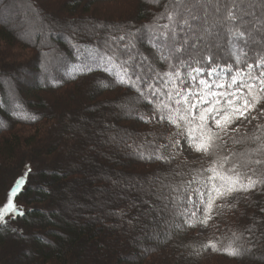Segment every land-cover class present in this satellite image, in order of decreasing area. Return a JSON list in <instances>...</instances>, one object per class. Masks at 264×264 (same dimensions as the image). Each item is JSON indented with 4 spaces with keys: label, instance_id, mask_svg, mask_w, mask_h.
Returning a JSON list of instances; mask_svg holds the SVG:
<instances>
[{
    "label": "rangeland",
    "instance_id": "374dc122",
    "mask_svg": "<svg viewBox=\"0 0 264 264\" xmlns=\"http://www.w3.org/2000/svg\"><path fill=\"white\" fill-rule=\"evenodd\" d=\"M73 1L0 0V27L2 26V29L8 27L14 33V40L19 45L8 47L3 42L5 40L0 38V84L5 94H8L10 106L17 98L24 96V90L32 89L34 85H38V82L44 81V83L52 84V82H49L52 76L62 72L61 67L67 62L65 54L60 50L61 44L69 47L71 45V48L75 49L77 48L76 41L79 36L90 43V57L96 53L98 47L102 48L104 46L112 50L124 49L123 45L132 40L134 47L127 51L123 50L127 58L131 60L134 57L135 59L132 60L134 64H143V70L146 72H149L150 69L156 70L152 67V63H154L155 57L161 60V52L153 49L152 41L149 39L150 32L145 31L143 33L145 42L144 39L139 40V31L137 32L136 28H131L130 20L135 19L139 0H89V5L86 3L84 7L82 6V9L70 13L68 5ZM147 1L150 3L147 2V4L152 6L149 7L150 11L148 13L156 15V17L165 12L166 5L169 13L172 12L174 7V4L171 3L172 0ZM184 4L187 7L190 4H196V0H184ZM225 4L229 8H232L235 4V10L239 15L245 14L241 16L243 19H247L248 24L240 28L241 31L246 28L250 36L247 52H245L247 55H244L245 58L241 56L242 61L247 58L257 59L264 56V0H200V3L193 8V12L200 17L207 14V21L211 24L217 17L225 15ZM87 5L89 8L85 11ZM156 5H161L162 11ZM217 5L220 6L219 12L216 10ZM244 9L246 12H243ZM159 21L168 20L165 16ZM191 23L196 24L197 22L192 21ZM128 33H133V36H129ZM120 36H124L125 40L117 47L113 38L118 40ZM221 36L222 47L220 48L216 47L217 41L214 38L209 39L211 51L217 58L230 56L229 52L233 50L229 45L230 36L226 29ZM182 38L183 33H181ZM189 38L191 43L196 42L192 33L189 34ZM238 45L244 46L243 40ZM207 53V50L202 49L199 56ZM229 58L225 59L233 68L237 67L236 56ZM256 61L247 62L255 63ZM162 65L166 66L167 63L164 62ZM36 67L39 72L35 71ZM254 71H258V69H254ZM100 79L102 78L96 76L95 73L89 74L77 82L66 84L65 89L61 86L53 87L51 85L52 89L56 90L49 93L51 95L49 97H47L48 92H41L40 95L44 98L43 100L47 101L46 105L48 107L54 105V109L59 114L58 117L62 115L63 124L65 122L69 124L63 136L66 138V145L73 148L72 141L75 140L78 142L77 146L80 147L76 152L90 156V158H85V166L80 162L81 159L74 158L75 163L68 168L69 172L85 169L82 171H85L89 176L86 182H92V186H97L93 191L84 192L86 197L83 198V205L79 212L86 216L91 215L88 220L85 219V222L90 221L100 227L103 221L115 218L113 227L102 235L100 233L96 234L97 240L95 239L93 244H89L85 251V256L88 259L86 264H96V261L97 264L99 262H102L99 264H113L117 257L124 255L135 254L139 257L144 252L156 253L158 246L165 244L163 241L167 238V233L174 230L180 222V216L175 215L178 212V207L173 203H169L166 199L158 198L161 194L164 197L174 194L170 188H161V185L179 186L181 184L182 181L179 182L180 178L176 173L183 172V168L178 165L182 160L191 162L200 168L210 165V162H208L210 157L193 151L188 146L186 136L181 138V145L178 148L165 151L166 155L171 151L178 153L168 163L153 159L148 161L147 158H141V153L146 156L148 152L153 151V148L149 146L136 147L132 145L135 139L139 143L140 141L152 142L159 146L167 144L169 142L167 137L171 136L176 129L170 124L167 125L165 121L157 122L156 119H151L149 122H144V120L139 119L138 117L141 115L146 118L151 117L154 111L150 110L145 114L136 112L140 100L135 96L142 99L140 94H130L127 90L113 84L98 88L96 84L98 83L101 86ZM60 88L63 89L61 96L57 95ZM57 97H60V102L55 100ZM70 100L75 101L76 104L70 106ZM129 108L134 110L129 111ZM261 108H264V102L257 105L256 110H253L247 119H237L230 127H239L241 133H247L251 136L255 132L256 125L264 126V117L251 118L256 116ZM51 110L49 109L48 112ZM5 111L9 112V109ZM45 112L47 113V110ZM1 116L0 128H3L6 119H2ZM67 126L66 124L65 128ZM35 129L36 127L25 125L24 129H18V131L31 133ZM122 129L126 132L121 136ZM9 133V130H4L1 143H7L5 137ZM128 136H131L134 140L131 142L126 141L127 144L125 145L123 141ZM225 140L227 141L225 147L228 151L237 153L239 149H242L239 151L243 154L249 153L253 159L258 155L250 151L257 147L258 142L252 144L251 140H247L239 144H233L232 139L225 137ZM90 146L98 149V153L92 156L89 155L88 148ZM141 148H147L148 150L143 151L140 150ZM13 152L14 150L10 153ZM25 154L24 156L20 155L21 158L19 154H12V157L5 159L9 162L11 158H16L11 160L14 161L10 163L11 165H6L8 167L6 172H0V196L4 192L7 183L10 182V177L21 173L24 164L29 163V160H26L28 154ZM57 154L61 155L60 152ZM72 166L74 167L71 168ZM11 168L13 169L10 171ZM45 169H48V167H45ZM61 169L67 168L63 166ZM37 186H40V184L34 175L31 177L28 187L36 188ZM200 186L199 183H193L192 185L193 188ZM81 195L83 196V194ZM58 198V195H54L46 202L38 204L34 201V203L35 206L41 205L43 208L51 209L57 205L55 203H61ZM193 199L199 203V199L195 194H193ZM60 200L65 199L60 198ZM130 201L132 213L135 214L137 219L133 215L129 217L111 215L115 208L117 209L123 203L128 204ZM17 202L14 199V203L17 206L20 205ZM166 204L167 207H165ZM19 208L22 209V207ZM72 209L68 207V212L70 213ZM93 213H95V217L92 215ZM203 214V206H201L196 218L203 217ZM118 215L120 214L118 213ZM92 216L95 218L94 220H92ZM243 216L240 213L232 216L231 211L225 206L220 209V213L213 215L207 227L199 223L196 226L195 234L205 238L212 237L220 242L223 240L222 235L225 227L228 224L244 221ZM145 224L146 230L143 228ZM30 237H33V235H30ZM4 239L5 241L0 245V264H19L18 260L21 256L27 254L28 242L24 239L19 241L12 235L6 236ZM253 241L254 239H247L248 252L250 254L260 253L257 262L264 263V249H262L264 248V242L257 245V242ZM85 242L87 244V241ZM217 253V251L209 248L205 255L201 256L200 264H221L220 254ZM78 255V253H73L72 258L74 259ZM245 261H247V264H253L252 260L246 259Z\"/></svg>",
    "mask_w": 264,
    "mask_h": 264
},
{
    "label": "trees",
    "instance_id": "16d2710c",
    "mask_svg": "<svg viewBox=\"0 0 264 264\" xmlns=\"http://www.w3.org/2000/svg\"><path fill=\"white\" fill-rule=\"evenodd\" d=\"M88 1L89 0H74L68 5V11L70 13L78 11L82 9V6L84 7L86 3L89 5L90 2ZM139 1L136 14L134 16L135 19H131L130 23L132 24L131 28H136L137 32L139 31L140 36L142 35L143 38H139V40L141 39L142 41V39H144L146 42L143 33L145 31H149V27L162 25L164 23L166 24L169 21L160 22L159 20H156V15L148 13L150 11L149 7H152L149 6V1ZM147 2L149 4H147ZM173 2L174 1L172 0L171 3L174 4ZM88 5L85 7V11L89 8ZM156 7L162 11L161 5H156ZM79 37L76 41L77 48L75 49H72L71 45L69 47L61 44L60 50L63 54H65L67 62L62 65V72L52 76L49 81L52 82V84L44 83V81L38 82V85H34L32 89L29 88L24 90V96L17 98L11 106L9 104L8 94H5V91L0 84V90H2L0 91V116L2 115V119H6L5 126L0 128V172H6L8 169L6 165L14 162L11 160L16 158H11L9 162L5 160L12 157V154L24 156L26 155L25 153H27L28 157L26 160H29L30 163L24 164L21 173L10 177V182L7 183L4 188V192L0 196V206H3V204L6 203L8 194L15 182L21 177L24 178L25 183L21 187L18 195L14 198L15 201H18L17 203L20 204L18 207H22L21 210L24 214L22 216H16L15 218L6 216V222L0 223V245H2L5 241L4 238L10 235L14 236L19 241L24 239L28 242L29 249L26 252L27 254L21 256L20 259L18 258L19 264H86L88 263V259L85 256V251L89 244H93L95 239L97 240L96 234L98 235L100 233V235H102L104 232L110 230L109 228H112L114 224L115 218H111L103 221L100 227H98V225L91 223L90 221L85 222V219L88 220L91 215L88 214V216H86L79 212L81 206L83 205V198L86 197L84 192L93 191L97 188V186H92V182H86L89 179V176L85 171H82L85 169L69 172L68 168L70 165L75 163L74 158L81 159L80 162L83 163V166H85V158H90V156L76 152L80 147L77 146L78 142L75 140L72 141L74 146L73 148L66 145V138L63 136L65 129H68L69 124L65 122L68 125L65 128L66 124H63L61 120L62 115L58 117L59 114L54 109V105H50L48 107L46 105L47 101L43 100L44 98L40 96L41 92H48L47 97L51 96L49 93L56 90L52 89L51 85L53 87L61 86L65 89L66 84L74 81L77 82L82 77L93 73L102 78L100 79L102 82H100L101 86H99L98 83L96 84L98 88L113 84L114 86L127 90L130 94L136 93L139 95V92L135 88L115 82L118 68H112L110 65L106 66L97 59L98 57L116 54L119 60H130L124 53V49L112 50L111 48H106L104 46L102 48L98 47L96 53L92 54L90 57V43L84 41L82 36ZM0 38L5 40L3 42L8 47L19 46L14 40V33L8 27L3 29L2 26L0 27ZM236 48L238 50H243L241 56H244L243 53L247 52V48H244V46H239L237 44ZM153 49L156 48L153 47ZM35 53L37 54V51ZM207 56L208 53L200 57ZM233 56L235 55L233 54ZM229 57L230 56L228 55L224 58H217L214 55L215 60L221 65H229V62L225 59ZM257 59L247 58L244 60L254 62ZM163 63L164 61L155 57L154 63H152L153 66H151L156 69V71L164 72L167 71L168 68L167 65H162ZM132 64H134V61H132ZM235 68L236 67H234L233 70ZM35 71H38L37 67ZM136 71L140 72L141 69L136 68ZM143 72L146 71L143 70ZM62 90L60 88V92L57 95L61 96L60 94L62 93ZM135 97L140 100L137 107L138 110L136 112L145 114L150 110H154L153 104L148 103L146 99H140L138 96ZM59 98L60 97H57L55 100L59 101ZM70 102V106H72V104H76L75 101L70 100ZM6 109H9V112L5 111ZM49 109L52 110L48 112ZM46 110L47 113L45 112ZM33 117H35V119H33ZM165 122L167 125L169 124L167 120H165ZM25 125L36 127V129L31 133L19 132L18 129H24ZM4 130L10 131V133L5 137V141L7 143H1L2 133ZM125 132L126 130L122 129L120 132L121 136ZM133 140L134 138L128 136L126 137V140L123 141V144L126 145V141L131 142ZM150 143L154 144L152 142L142 141L139 143L135 139L132 145H135L136 147H144L149 146ZM255 143L257 142L252 141V144ZM154 145L157 146L156 144ZM13 150L14 152L11 154L10 152ZM140 150L145 151L148 149L141 148ZM239 150L236 153L237 156L234 158H243V153ZM59 152L61 155L57 154ZM88 153L91 156L95 155L98 153V149L90 146L88 148ZM3 154L4 156H2ZM208 162H210V160H208ZM178 165L183 168L182 173H185L183 176L177 175L180 178H178L179 182L180 180L182 182L192 180L196 175L197 170L201 169L200 167L193 165V163L184 160H182V162ZM63 166L67 169H61ZM209 166L210 165L205 167V169ZM45 167L50 169H45ZM73 167L74 166L71 168ZM86 168H88V166H86ZM12 169L13 168H11L10 171ZM34 175L40 186L30 188L28 187V184L31 177ZM207 175L208 174L205 173L204 177ZM81 194H83V196ZM54 195H58V201H61V203H55L57 204L55 207L53 206L51 209H47L43 208L41 205L35 206L34 201L38 202V204L40 202H46ZM186 195L187 194H185V196ZM234 195L236 199L232 200V198H230V200L232 204L236 205L235 208H232L231 205H226V207L231 211L232 216L239 213L244 215V221L228 224L222 235L223 240L217 244V247L223 249L226 248L230 242H233V246L240 245L242 243L241 245L244 248L249 249L247 244V239L250 235L249 229H251L252 239H254L253 242H257V245L258 243L264 242V211H261V209H264V190H252L248 193H236ZM60 198H64L65 200H60ZM130 204L131 201L128 204L123 203L121 206H118L117 209L115 208V211L113 210L111 215L114 214L115 217H129L130 215H133V210ZM68 207L73 208L70 213L68 212ZM182 210V208H178V212ZM107 212L109 213V211ZM218 212L220 213V210H218ZM118 213L120 215H118ZM92 215L95 217V213ZM93 216L92 220L95 219ZM133 216L136 218L135 214ZM201 219H203V217L200 219L193 218L191 223L195 224V226L189 227L184 222L185 217L180 216L178 226L175 227L174 230L169 231L167 233V238L163 241L166 245L164 244L162 246H158L156 253L144 252L139 257L135 256V254L130 256L124 255L117 257L113 264H200L201 256L205 255V252L210 248L206 247L208 241H217L212 237L205 238L195 234L196 226L199 225L198 221ZM143 228L146 230V224ZM234 234L235 236H239V240L242 241H236ZM30 235H33V237H30ZM28 238L29 240H27ZM85 241H87V244ZM134 246L136 247V245ZM165 251L166 253H164ZM217 252V254H220V260H222L221 264H247V261H245L246 259H249L250 261L252 260L253 264H264L257 262L259 261L258 256L261 255L260 253L250 254L249 252H245L241 257L233 258L225 255L222 250H218ZM73 253H78V257L73 259Z\"/></svg>",
    "mask_w": 264,
    "mask_h": 264
},
{
    "label": "snow or ice",
    "instance_id": "6c2138e0",
    "mask_svg": "<svg viewBox=\"0 0 264 264\" xmlns=\"http://www.w3.org/2000/svg\"><path fill=\"white\" fill-rule=\"evenodd\" d=\"M199 3L200 0H196V4L185 7L184 0H174L171 13L168 12L166 5L165 12L156 17V20H160L166 16L169 22L148 29L152 46L161 52V60L167 63V71L150 69L147 73L143 72V64H132L134 57L131 60H119L118 56L113 54L97 58L106 66L118 68L116 83L135 88L140 97L153 104V115L148 118L141 115L139 119L144 122L151 119H156L157 122L167 120L176 129L167 137L169 141L167 144L149 145L153 151L148 152L146 156L141 153V158L168 163L178 153L171 151L166 155L165 151L178 148L181 145V138L185 136L188 146L193 151L211 158L210 166L198 169L192 180L183 181L179 186L161 185V188H170L174 194L168 197L161 194L158 198L166 199L169 203L182 208L183 210L176 212L175 215L184 216V222L189 227L195 226L191 220L197 217L201 206L204 215L198 222L207 227L213 215L218 214V210L226 205L235 208L236 205L230 200L236 199L234 194L264 190V126L256 125L251 136L241 133L239 127H230L237 119H247L253 110H256L257 105L264 102V56L255 63L242 61L243 50H238L236 45L243 40L244 48H247L250 36L246 28L240 30L245 22L235 10V4L232 8L225 4V15L217 17L209 24L207 14L200 17L193 12V8ZM216 10L220 11L219 5ZM192 21L197 23L193 24ZM225 29L231 37L229 45L236 56L235 70L230 64L222 67L215 60L209 45V39L214 38L217 41L216 47H222L221 34ZM190 33L193 34L195 43L190 42ZM128 35L133 36V33ZM139 38H143L142 35ZM113 39L119 47L125 37ZM123 47L126 51L130 50L134 43L129 40ZM202 49L208 51L207 57L199 56ZM136 68H140L141 71L137 72ZM109 72L111 74L110 69ZM258 117H264V108L251 118ZM225 137L232 139L233 144L247 140L258 142L257 147L250 150L258 154L257 157L253 159L249 153H245L242 154L243 158H234L237 154L227 150ZM205 173L208 174L206 177ZM176 174L185 175L182 172ZM24 183L23 177L18 179L11 188L6 203L0 206V223L6 222V216L15 218L24 214L14 203V198ZM193 183H199L201 186L193 188ZM193 194L198 197L199 203L193 199ZM249 232L251 240V229ZM239 239V236H235L236 241ZM218 243L219 241L210 240L206 247L212 248L213 251L222 250L225 255L233 258H239L249 251L242 245L233 246V242L220 249L217 247Z\"/></svg>",
    "mask_w": 264,
    "mask_h": 264
},
{
    "label": "bare ground",
    "instance_id": "6f19581e",
    "mask_svg": "<svg viewBox=\"0 0 264 264\" xmlns=\"http://www.w3.org/2000/svg\"><path fill=\"white\" fill-rule=\"evenodd\" d=\"M243 12H246V10L244 9L243 10ZM240 15H245V14H240ZM244 20V22H245V24L244 25H247L248 23H247V19H243ZM230 39H231V37H230ZM230 58L233 56V50H231L230 52ZM243 57H245V56H243ZM229 58V59H230ZM227 61V60H226ZM204 215V214H203ZM200 218H202V217H200ZM200 218H198V219H200Z\"/></svg>",
    "mask_w": 264,
    "mask_h": 264
}]
</instances>
